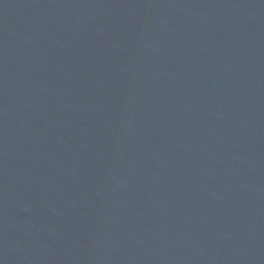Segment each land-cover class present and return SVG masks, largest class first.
<instances>
[{"label":"water","instance_id":"obj_1","mask_svg":"<svg viewBox=\"0 0 264 264\" xmlns=\"http://www.w3.org/2000/svg\"><path fill=\"white\" fill-rule=\"evenodd\" d=\"M0 264H264V0H0Z\"/></svg>","mask_w":264,"mask_h":264}]
</instances>
